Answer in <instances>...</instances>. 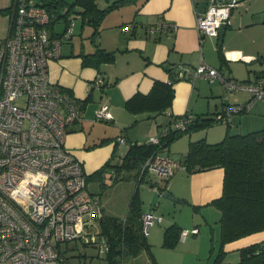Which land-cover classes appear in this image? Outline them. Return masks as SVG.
<instances>
[{
    "label": "built area",
    "instance_id": "1",
    "mask_svg": "<svg viewBox=\"0 0 264 264\" xmlns=\"http://www.w3.org/2000/svg\"><path fill=\"white\" fill-rule=\"evenodd\" d=\"M234 5L218 0L199 13L200 36L219 37ZM9 19V34L0 52V264H73L66 244L75 240L94 245L107 257L110 243L100 225L101 195L88 189L84 164L66 143L71 125L84 116L83 102L50 77V60L60 57L62 44L74 34L72 19L65 32H55L53 25L60 17L40 0H12ZM131 28L132 24L124 26ZM176 28L175 22L165 21L152 29ZM179 76L192 81L218 78L227 92L251 93L248 101L217 114L216 122L231 125L234 113L264 101V77L239 81L206 62L188 75L183 67ZM104 83L101 76L95 80L97 86ZM192 116L183 114L170 128L185 130ZM112 118L108 104L97 109V120ZM166 132L167 128L162 134ZM160 138L148 142L160 144ZM118 143L126 144V137H118ZM180 167L181 160L157 151L145 161L142 172L169 180ZM163 219L155 210L143 212V233L149 235L150 228ZM198 232L197 227L184 228L181 239Z\"/></svg>",
    "mask_w": 264,
    "mask_h": 264
},
{
    "label": "crops",
    "instance_id": "2",
    "mask_svg": "<svg viewBox=\"0 0 264 264\" xmlns=\"http://www.w3.org/2000/svg\"><path fill=\"white\" fill-rule=\"evenodd\" d=\"M116 1L97 0V4L106 9ZM216 1L130 0L105 14L101 31L94 37L95 26L85 21L87 19L83 18L80 7L74 8V14L84 20L81 28L84 37L79 43L72 41L74 24V34L65 41L72 44L65 49L62 46L60 57L50 60L49 70L54 82L71 89L82 102L90 95L92 97L84 107L82 120L71 125L66 139L67 146L82 160L88 175L112 158L111 166L103 172L108 174L117 156L123 161L131 143L147 142L151 137L159 138L172 120V114L191 113L196 116L209 112L215 116L224 112L229 105L251 98L249 91L227 95L225 85L218 78L197 77L192 81L186 77L175 83V97L167 111L134 113L126 107V101L135 93L150 92L155 80L168 81L170 73L167 67L173 68L177 76L184 67L188 75L192 68L206 62L231 77L245 81H255L264 75V0H221L235 2L222 41L224 62L220 57L219 37L202 38L197 27L198 14L205 12ZM77 17L74 15V18ZM165 21L175 22L177 28L170 31L152 29ZM126 24H132V28L124 29ZM98 46L115 51V61L102 63L99 67L84 65L83 55L95 52ZM238 65L245 67V74L237 72ZM98 76L105 80V85L95 84ZM105 103L109 105L113 118L109 121L97 120L96 111ZM206 108L208 111H205ZM163 115L168 118L165 124L161 119ZM230 128L235 133L264 129V101L255 102L249 111L234 113ZM200 130L196 133L198 137L191 138L189 143L204 137L210 142H217L227 133L224 126ZM120 136L126 137V144L118 143ZM184 150L183 158L188 149ZM103 174L93 177L100 179ZM223 180L222 167L190 173L183 166L169 179L168 191L195 209L202 207L204 213L212 211L218 222L221 211L218 208L210 209L208 205L222 195ZM195 227L199 228L200 233V227L194 225L192 228ZM258 242H264V230L226 244L227 258L231 257L237 263L240 248Z\"/></svg>",
    "mask_w": 264,
    "mask_h": 264
},
{
    "label": "trees",
    "instance_id": "3",
    "mask_svg": "<svg viewBox=\"0 0 264 264\" xmlns=\"http://www.w3.org/2000/svg\"><path fill=\"white\" fill-rule=\"evenodd\" d=\"M129 1L117 0L106 9L100 8L97 0H73V2L40 0V3L49 11L56 12L59 17L67 16L75 7H80L83 18L87 19L85 21L95 26L94 37L101 31V21L105 14L115 6ZM63 6L68 7L65 13L58 10ZM10 11L11 5L0 8L2 13H9ZM222 47V43L219 44L220 57L224 62L225 56ZM83 57L84 65L99 67L102 63L115 61L116 52L98 46L95 52L84 54ZM167 69L170 73L168 81L155 80L150 92L147 94L137 92L126 101V107L130 111L134 113L146 111L163 113L172 107L175 97L174 85L182 77L177 76L173 68L167 67ZM91 99L90 95L83 101V107ZM181 116L183 115L172 114V120L166 127V134L161 133L160 144H153L148 141L131 144L122 163L117 166L115 171L118 169H136L135 176L139 182H142L147 173L142 172V167L151 155L161 148L169 146L174 139L184 133L205 129L216 122V115L197 114L192 116V120L185 130L170 128L172 121ZM228 125L230 126V124ZM111 159L107 160L93 174L88 175V181L93 176H102L103 172L111 166ZM182 164L190 173L215 167L224 169L222 195L211 202L221 211L219 219L220 244L211 264H264V242L240 248V260L237 263H231L227 260L228 251L225 248L226 244L232 241L264 230V129L246 133H235L228 129L225 137L217 142H210L205 137L191 140ZM168 182L169 180H165V186L159 187V189L164 192L168 191ZM159 183L160 181L157 180L156 185ZM143 212L140 199L136 193L130 203L129 212L124 218L104 213L100 219V225L103 234L106 235L110 243V250L106 257L107 264H123V260L129 256H138L143 249H146L156 261L151 250V244L142 231L141 215ZM183 229L177 222L167 226L164 231L163 245L175 246L181 238Z\"/></svg>",
    "mask_w": 264,
    "mask_h": 264
},
{
    "label": "rangeland",
    "instance_id": "4",
    "mask_svg": "<svg viewBox=\"0 0 264 264\" xmlns=\"http://www.w3.org/2000/svg\"><path fill=\"white\" fill-rule=\"evenodd\" d=\"M65 1L73 2V0ZM9 5H11V0H0V8H5ZM58 10L65 13L68 7L63 6L58 8ZM74 15L78 17L74 18ZM71 19L73 28L75 24V35L72 41L79 43V40L84 37L83 31L81 30L84 20L80 15L74 14L73 10L68 16H61L54 23L53 30L59 33L65 32ZM9 29V13L0 12V52L3 41L9 34ZM68 43L70 42H64L62 44L64 49L72 44ZM237 72L239 74H245V67L238 65ZM242 79L239 78L237 80L245 81ZM247 92L245 90H239L238 92L229 93L226 90L227 95ZM219 104H221V101ZM205 111H208V108ZM206 113L211 114L209 112ZM161 119L164 121V124L168 122V118L165 115ZM211 126L212 128L214 126H224L226 130L230 129L232 132L234 131L230 128L231 125L229 126L224 122L212 124L209 127ZM200 131L192 130L191 132H186L174 139L169 146L163 149L161 148L159 151L165 155L168 154L175 159L181 160L184 154L183 151H185L184 149H188L189 147V140L198 137L196 133ZM219 139L221 140V138ZM114 161L115 165H113L108 174H103V177L100 179L91 177L88 181V189L91 192L101 194L105 214L124 218L129 212V206L134 194L137 193L143 211L155 210L156 214L164 218L163 222H157L152 226L149 235H147L156 261L153 260L146 249H143L138 256L127 257L124 264H211L220 244V223L219 221L217 222V218H214L213 212L206 211L204 213L202 207L198 210L188 203L176 201L165 196L164 191L159 189V187L165 186V180H160V183L156 185L158 178L154 174L147 172L145 174V180L139 182V179L135 176L136 169H118V171H115L117 166L121 164L122 159L117 156ZM208 206L210 209L218 208L213 204ZM174 222L189 229H192L194 225H198L200 227V233H190L186 239L180 238L173 247L165 246L163 245L165 228ZM66 253L73 264H107L106 256L100 254L94 245L83 244L80 240L67 243ZM227 260L234 263L231 257H228Z\"/></svg>",
    "mask_w": 264,
    "mask_h": 264
},
{
    "label": "water",
    "instance_id": "5",
    "mask_svg": "<svg viewBox=\"0 0 264 264\" xmlns=\"http://www.w3.org/2000/svg\"><path fill=\"white\" fill-rule=\"evenodd\" d=\"M225 28H226V24H224L220 30V34H219V43L221 44L222 41H223V37H224V32H225ZM164 195L173 199V200H176V201H182L180 200L178 197H176L173 193L169 192V191H166L164 192Z\"/></svg>",
    "mask_w": 264,
    "mask_h": 264
}]
</instances>
